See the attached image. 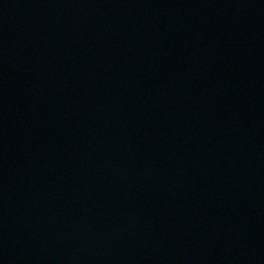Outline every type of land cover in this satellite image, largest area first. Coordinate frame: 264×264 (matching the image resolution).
I'll return each instance as SVG.
<instances>
[{
    "label": "water",
    "instance_id": "95a60500",
    "mask_svg": "<svg viewBox=\"0 0 264 264\" xmlns=\"http://www.w3.org/2000/svg\"><path fill=\"white\" fill-rule=\"evenodd\" d=\"M0 264H264V0H0Z\"/></svg>",
    "mask_w": 264,
    "mask_h": 264
}]
</instances>
